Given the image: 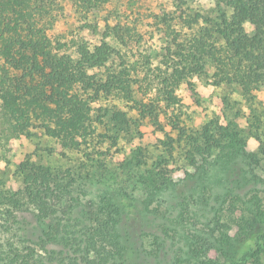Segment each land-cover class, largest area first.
Listing matches in <instances>:
<instances>
[{
	"label": "rangeland",
	"instance_id": "obj_1",
	"mask_svg": "<svg viewBox=\"0 0 264 264\" xmlns=\"http://www.w3.org/2000/svg\"><path fill=\"white\" fill-rule=\"evenodd\" d=\"M186 6L205 16L230 14L221 0H109L95 17L100 25L105 18L136 24L139 49L158 51L169 23L157 20ZM67 24L57 22L49 34L65 33ZM132 89L142 104L155 98V88ZM176 94L172 128L161 116L154 121L151 108L99 94L94 133L81 151L62 155L41 129L0 147V252L58 254L62 246L42 242L61 218L67 229L79 225V235L100 224L114 236L116 226L126 264H222L245 233L264 228V85L244 96L234 86L193 77ZM36 173L27 189L26 178ZM61 260L57 255L53 264ZM247 264H264V253Z\"/></svg>",
	"mask_w": 264,
	"mask_h": 264
},
{
	"label": "trees",
	"instance_id": "obj_2",
	"mask_svg": "<svg viewBox=\"0 0 264 264\" xmlns=\"http://www.w3.org/2000/svg\"><path fill=\"white\" fill-rule=\"evenodd\" d=\"M221 1L230 10L228 16H205L188 6L161 16L157 25L169 24L161 30L157 51L139 49L136 24L107 18L98 23L95 14L109 0H0V147L4 150L13 139L30 138L33 129H41L62 155L81 151L94 133L92 103L99 94L137 110L151 108L154 118L150 112L148 117L156 121L161 116L172 128L178 126V113L171 120L168 112L180 108L176 91L193 77L215 87L234 86L244 96L257 91L264 85V0ZM64 20L68 30L50 35ZM135 83L143 93L155 88V98L138 102ZM227 138L232 144L233 137ZM255 139L262 147L261 138ZM38 177L26 178L27 189ZM4 200L14 203L13 196ZM122 210H114L119 220ZM78 226L67 229L55 218L42 244L56 243L62 251H51L47 259L2 251L0 264H53L57 255L60 264H126V246L116 226L114 236H107L100 224L79 235ZM245 234L222 264H247L264 253V228L252 227Z\"/></svg>",
	"mask_w": 264,
	"mask_h": 264
}]
</instances>
